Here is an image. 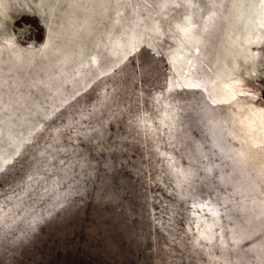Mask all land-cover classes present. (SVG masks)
<instances>
[{
	"label": "rangeland",
	"instance_id": "1",
	"mask_svg": "<svg viewBox=\"0 0 264 264\" xmlns=\"http://www.w3.org/2000/svg\"><path fill=\"white\" fill-rule=\"evenodd\" d=\"M252 105L264 0H0V264H264Z\"/></svg>",
	"mask_w": 264,
	"mask_h": 264
},
{
	"label": "bare ground",
	"instance_id": "2",
	"mask_svg": "<svg viewBox=\"0 0 264 264\" xmlns=\"http://www.w3.org/2000/svg\"><path fill=\"white\" fill-rule=\"evenodd\" d=\"M197 4H198V0H195V8L197 7ZM194 8V7H193ZM180 10V14L178 15V18H177V20L176 19H171V20H169L168 22H165V23H167V29L168 30H170L171 32H173V33H175L176 35H178L179 36V38H180V40H183V38L186 36V35H189V33L191 34L192 32V29H193V22L191 23L190 22V16H189V12H188V10L186 9V7H182V8H180L179 9ZM192 20V19H191ZM138 34V33H137ZM137 38V37H136ZM133 39V38H132ZM132 39H130V40H132ZM135 39V38H134ZM185 39H186V37H185ZM129 40V41H130ZM184 41H186V40H184ZM133 42V41H132ZM131 42V43H132ZM127 43H128V41H127ZM127 45V44H126ZM132 45V44H131ZM130 46V44L127 46V47H129ZM121 47H123V46H121ZM132 47V46H131ZM130 48V47H129ZM122 51V50H121ZM125 51V50H124ZM127 55V54H126ZM172 55V54H171ZM170 55V56H171ZM182 55V54H181ZM173 57V56H172ZM171 58V57H170ZM170 61V60H169ZM171 64V63H170ZM153 94V93H152ZM151 94V95H152ZM224 94H226L225 92H224ZM150 96V95H149ZM212 96H214V93H213V95ZM228 97V96H227ZM252 97V96H251ZM202 98V97H201ZM226 98V97H225ZM229 99V98H228ZM235 100V99H234ZM206 101H207V104H211V102H212V98L211 97H207L206 98ZM214 101V100H213ZM136 102V101H135ZM212 104H214V102L212 103ZM215 104L217 105V103H216V101H215ZM235 105H236V103H234ZM149 105V104H148ZM240 107V116H239V118L241 119V121L243 122V125H244V127H245V131L248 133V136H246V137H248V138H243L242 139V141H240V145L238 146V147H233L232 146V144H230V148H225L227 151H229V152H225V151H223V156H226L228 159H229V161L233 164V165H235V164H237V162L238 163H241V168H246L245 167V165H246V163H250V162H246L247 160H249V157L250 158H252L251 157V155H255V153H257L258 152V154L260 153H262L263 152V155H264V108L263 107H259V106H257V105H252V106H249V107H241V106H239ZM238 108V107H237ZM156 109V108H155ZM199 109H201V106L199 105ZM239 109V108H238ZM52 110V109H51ZM145 110V109H144ZM148 111V110H147ZM229 113V112H228ZM151 114H153L152 112H151ZM202 114V113H201ZM239 114V113H238ZM142 115H143V113H142ZM147 115H145V117L143 116V117H141L140 119H141V121L144 123L143 125L145 126V123L147 124V128L148 129H151V127H152V120L156 117V116H154V118L151 120V118L150 117H146ZM149 116V115H148ZM151 116V115H150ZM235 116H237V115H235ZM153 117V116H152ZM220 120L219 121H221V122H223L224 123V125L225 126H222V128H226L227 129V132H226V134H227V136H229V137H233V138H235V137H237L236 135H235V132H234V128H232L231 126H230V120H231V118L229 117V116H227V115H223L222 117L219 115V117H218ZM256 118L258 119L257 121H256ZM158 119H160V121L162 122V118L160 117V118H157V120ZM236 120H237V122H238V118H235ZM240 119H239V121H240ZM233 121V120H232ZM235 121V120H234ZM210 122H211V127H210V131H212V132H214V130H216V128H217V125L219 126V123L218 122H216V120H214L213 118H211L210 119ZM157 123V122H156ZM169 123V122H168ZM158 124V123H157ZM156 124V125H157ZM241 124V123H240ZM155 123L153 124V127L152 128H154L155 126ZM239 125V124H238ZM145 127V128H146ZM239 127V126H238ZM156 128V127H155ZM154 128V129H155ZM239 129V128H238ZM240 130V129H239ZM156 131V130H155ZM153 132V131H152ZM239 132V131H238ZM151 133V132H150ZM149 132L146 134V136L147 135H149L150 134ZM156 133V132H155ZM155 135V134H154ZM242 135V134H241ZM150 136V135H149ZM239 136V135H238ZM145 138H147V137H145ZM151 138V137H150ZM150 138H147V139H150ZM156 138H157V136H156ZM154 139H155V137H154ZM225 139L226 138H222V137H212L211 138V142H210V144H212L213 143V146L214 145H216V142L215 141H219V140H224L225 141ZM255 139V140H254ZM157 140V139H156ZM240 140V139H239ZM254 140V141H253ZM148 141V140H147ZM238 142V141H237ZM155 143V142H154ZM157 144V143H156ZM149 146H151V143H150V145ZM153 146V145H152ZM158 146V145H157ZM151 148V147H150ZM156 148V147H155ZM154 148V149H155ZM153 149V148H152ZM154 154V153H153ZM228 154V155H227ZM254 157H256V156H254ZM222 158H224V157H222ZM260 158L262 159L263 157H261L260 156ZM253 159V158H252ZM260 159V160H261ZM251 160V159H250ZM258 161H259V159H257ZM254 162H255V160L253 161V162H251V164L253 165V166H251V165H249L248 164V166H250V167H253V169L254 170H256V172H257V174H262V176H263V174H264V162L262 163L261 161H259L258 163H256L257 165H255L254 164ZM262 164H261V163ZM230 163V164H231ZM260 163V164H259ZM237 166V165H236ZM247 166V167H248ZM249 167V168H250ZM245 170V169H244ZM2 171V170H1ZM176 173V172H175ZM251 173V172H250ZM253 173V172H252ZM256 174V175H257ZM174 175V174H173ZM261 176V175H260ZM175 177V176H174ZM264 177V176H263ZM262 179V178H261ZM244 184H245V182H244ZM240 188H242L244 191L246 190V189H249L250 187L248 186V185H244V187H241V186H239ZM247 193H248V191H246ZM254 204H256V203H254ZM259 206V205H258ZM258 206H256V207H258ZM55 208V207H54ZM262 208V207H261ZM258 209V208H257ZM54 210V209H53ZM62 210V209H61ZM6 211V210H5ZM212 211V210H211ZM217 211V210H216ZM2 212V211H1ZM52 212V211H51ZM62 212H63V210H62ZM261 214H263L264 215V209H262L261 211ZM217 213V212H216ZM7 214V213H6ZM203 215V214H202ZM3 216V215H2ZM217 216V215H216ZM4 217V216H3ZM55 218V217H54ZM216 218V217H215ZM214 220V219H213ZM198 221V220H197ZM209 221V220H208ZM210 222H211V220H210ZM217 222V221H216ZM261 222H263V221H261ZM201 225V224H200ZM202 225H204V224H202ZM199 226V225H198ZM203 227V226H202ZM203 229V228H202ZM199 230V229H198ZM210 230V229H209ZM217 231V230H216ZM211 232H212V230H211ZM242 233V232H241ZM213 234H215V233H213ZM243 234V233H242ZM235 236V235H234ZM243 236V235H242ZM211 241V240H210ZM208 242V241H207ZM220 242V241H219ZM216 244V243H215ZM219 246V245H218ZM104 259V258H103Z\"/></svg>",
	"mask_w": 264,
	"mask_h": 264
}]
</instances>
